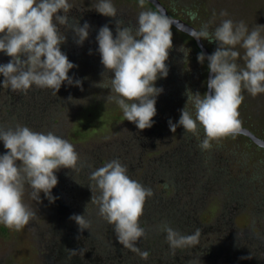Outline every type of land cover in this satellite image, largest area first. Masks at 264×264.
Listing matches in <instances>:
<instances>
[{
  "label": "rangeland",
  "instance_id": "obj_1",
  "mask_svg": "<svg viewBox=\"0 0 264 264\" xmlns=\"http://www.w3.org/2000/svg\"><path fill=\"white\" fill-rule=\"evenodd\" d=\"M158 1L167 8L169 16L185 21L197 32L205 24L212 32L224 19H231L234 23L243 21L249 31L256 25L264 26V0ZM97 2L69 0L72 7L68 15L78 20L81 26L85 22L90 25L89 37L82 46L75 43L73 33L67 36L66 28L61 26V31L66 35V42L60 46L61 51L77 66L68 75L81 80L83 90L65 83L54 96L51 90L35 86L26 94L13 93L8 88L0 87V126L19 123L36 132L51 131L74 146L81 165L78 172L61 168L54 173L58 178L57 186L52 189L54 202H50L43 193L40 194V202L32 200L31 189L25 186L24 202L35 211V217L21 231L10 230L0 224V264H94V261L96 264L100 262L103 251L110 249L116 252L115 246L121 244L112 231L114 226L104 219L102 222L96 212L94 216L99 218L97 221L91 215V208L96 209L97 206L90 203L92 193L88 186L91 181L83 175L89 173L83 163L89 164V168L93 163V171V168L102 167L114 159L130 169L127 175L132 180L147 184V188L153 191V197H156L154 205L142 215V219L146 216V220H140L142 228H146L145 224L149 227L155 225L152 234H160L156 227L162 223L161 218L169 214L172 205V209L182 212L184 218L194 220H190L194 227L190 222L189 228L201 229L198 244L204 250L209 247L212 254L220 250L222 257H226L232 253L235 245L244 243L247 248L261 247L263 257L264 148L238 133L234 137L212 141L209 150H202L199 147L205 138L202 127L199 128V135L184 133L183 127H177L175 133L170 130L169 120L178 123L181 110L187 103V96H183L189 90L193 94L199 92L203 95L207 80L205 63L198 62L199 53L189 40V35L173 26L168 75L155 83L159 87H166L165 81L170 82L169 88L180 90L179 99L172 101L171 98L167 100L168 103L166 99L162 103L158 100L163 108L162 112L156 111L151 128L139 130L134 123L125 120L119 106L114 101L106 100L109 94H115L110 92L107 77L102 76L105 70L96 41L99 31L96 26L101 21L94 8ZM112 3L117 12L124 11L134 21L141 11L151 10L146 0L143 8L139 7L138 0H112ZM221 11H226L228 15L221 16ZM113 26L108 24L115 36ZM261 35L264 36V29ZM202 41L210 55L218 46L216 42ZM236 50L240 53L237 63L243 67L244 50L239 45ZM3 56L7 63L11 60L7 59L5 53ZM113 75L109 73V77ZM3 79L0 75V81ZM161 80L163 84L159 83ZM169 88L162 89L172 91ZM241 94L244 96L238 109L241 127L264 141V93L252 97L242 89ZM187 108L194 117L192 104L188 103ZM14 112L18 113V117H13ZM181 144L182 153H187L189 148L196 163L190 169L185 185L179 186L175 192L168 180L162 178V173L157 174L155 170L158 169L156 164H165L171 151ZM1 147H4L2 141L0 155H3L7 150ZM83 214L92 223L89 230L81 232L70 217ZM147 238L152 242L151 237ZM69 250L77 253L72 255ZM123 251L128 253L127 250ZM129 256L133 259L132 264L136 260H143L134 252ZM260 262L264 264V257Z\"/></svg>",
  "mask_w": 264,
  "mask_h": 264
},
{
  "label": "clouds",
  "instance_id": "obj_2",
  "mask_svg": "<svg viewBox=\"0 0 264 264\" xmlns=\"http://www.w3.org/2000/svg\"><path fill=\"white\" fill-rule=\"evenodd\" d=\"M138 4L143 8L145 0H138ZM71 7L69 0H0V52L11 57L7 64H0V75L4 78L0 87L26 94L35 86L51 90L54 96L65 83L83 90L81 80L69 77V71L77 66L68 60L60 47L66 42L61 26L73 32L78 46L89 37L90 25L85 22L81 26L78 20L70 18ZM94 8L105 17L116 18L118 15L112 0H98ZM220 15L227 16L228 13L221 11ZM173 24L172 18L159 10H146L138 14L135 25L117 19L115 37L108 25L102 26L96 36L105 70L102 76L107 77L110 92L115 94H109L106 100L114 101L124 119L134 123L139 130L151 128L157 114L156 98L163 89L155 87V82L168 75L166 61L172 48ZM262 29L264 26L256 25L249 31L243 21L234 23L224 19L212 32L205 24L192 34L198 41L216 42L218 46L211 55L198 54V62H208V91L203 95L193 94L190 90L186 92L187 103L178 123L168 122L173 133L177 127H183L184 133L199 135L202 127L205 132V138L199 144L202 150H209L212 141L239 133L238 109L244 101L242 89L252 97L264 93ZM238 45L244 50L243 67L237 63L240 57L236 50ZM109 73L114 75L109 77ZM188 103L194 108V117L187 108ZM0 141L7 150L0 155V224L21 231L35 217V211L24 202L25 186L31 189L32 200L40 202L43 193L54 202L52 189L58 184L54 173L61 168L78 172L80 158L74 146L64 138L51 131L36 132L19 123L0 126ZM127 172V167L115 159L92 171L88 186L92 193L90 203L97 206L101 218L114 225L119 244L147 260L149 252L141 251L136 245L145 236L140 218L146 199L153 196V191L132 180ZM70 219L81 232L91 228L92 222L85 214L73 215ZM159 231L166 234L173 255L177 249L196 246L201 236L200 228L185 235L167 222L159 226Z\"/></svg>",
  "mask_w": 264,
  "mask_h": 264
},
{
  "label": "trees",
  "instance_id": "obj_3",
  "mask_svg": "<svg viewBox=\"0 0 264 264\" xmlns=\"http://www.w3.org/2000/svg\"><path fill=\"white\" fill-rule=\"evenodd\" d=\"M147 4L149 5V7L152 11H156L154 6H152L148 2H147ZM166 10H167V8H166ZM189 40L193 44L194 49L198 53H201L200 50L198 49L197 45L195 44L194 40L191 37ZM201 42L206 47V49L208 50V47L203 43L202 40H201ZM169 57H170V53L168 55V58ZM204 63H205V70H208L207 60L204 61ZM167 64H168V60L166 61V65ZM159 83L163 84V80L159 81ZM165 83L167 84L166 87H161V86L159 87V85H157L156 83H155V87L165 88V89L169 88L168 85H170V82L168 83L167 81H165ZM165 89L156 98L155 107H156V111H158V112H160V111L162 112L161 109L163 108V104H159L158 100L160 102L161 101L163 102V99H166V102H167V100L170 101V99L173 98L172 101H175V100L179 99V97H177V96H180V94L178 93V91H180V90L174 91L172 89V87H170L169 89H172V91L167 92V90L165 91ZM186 96L187 95H185L183 97L185 98ZM14 111H17V110H14ZM16 116L18 117V113L14 112L13 117L16 118ZM5 125L6 124H3V126H5ZM14 125L15 124H13L11 126H14ZM5 127H7V126H5ZM3 148L4 147H1V149H3ZM182 149H183V145L182 144L180 146L178 145V147H176L175 150L171 151V153H170L171 155L169 156V160L167 158L166 163L161 164L160 166L156 164V168H158V169L155 170L157 174L162 173V175H161L162 178L165 181L168 180V184H171V186L175 192L179 189V186L185 185L184 181H185V179H188L189 171L193 166H195V163H196V159L194 157L193 152L188 148L187 153L184 154V153H182V152H184ZM0 153H2V152H0ZM83 165H84V169L89 172L88 174L83 173V175L85 178L86 177L89 178V176L92 172V167H94V165L92 163L90 165L92 167H90V168L87 167V165H89V164L83 163ZM129 170L130 169H128V171ZM93 171H94V168H93ZM190 177H192V176H190ZM81 178H83V176H81ZM76 182H77V180H76ZM144 186L149 187V186H147V184H145ZM71 199H73V198H71ZM155 200H156V197H153V196L146 199L143 214H146L147 211H149V208L154 205ZM172 207H173L172 205L169 207L170 208V210L168 212L169 214L166 213V216L161 218V220H162L161 222L162 223L167 222L173 229L178 230L182 234H185V235L192 234L195 231V229L189 228L188 223H190L191 221L194 222V220L184 218L182 216V212L174 211L175 209L173 210ZM90 211H92L91 215H93V216H94V212H96V214H98V208L94 209V207H92ZM170 212H172V213H170ZM94 218H95V220L99 219V218H96L95 216H94ZM144 219L146 220V216L145 217L143 216V219H142V217L140 218L141 221H144ZM96 221H94V223ZM101 221L103 222V218H101ZM99 222H100V220H99ZM192 222L190 224H192ZM162 223H160V225ZM193 224H192V227H194ZM160 225L158 224L156 229H158ZM145 227H146L145 228L146 229L145 230V236L142 237L141 240L137 242L136 246L139 247L142 251L149 252V256H148L147 260H145V259H143L141 261L136 260L133 262V264H179L180 261H182V264H255V263L261 264L262 262H260V260L262 261L263 257H264V256L261 257V254H260V248L261 247L256 248V246H253V247L249 246L247 248L244 246V243L243 244L240 243V245H237V246L233 243V246L235 245L234 250L232 251L231 254L227 255L226 257H222V255H221L222 251H220V250H217V252L212 254L209 247L205 248V250H204L201 247V245H199V244H197L194 247H190V248H186V249H177L175 252V255H173L169 249L168 243L166 242V239H165L166 234L163 232H160V234H157L155 236V234H152L153 233V227L155 228V225L151 226L152 227L151 228V227H149V225L145 224ZM148 228L150 229L149 231L147 230ZM113 229H114V227H112V231H113ZM147 237H151L152 242H149ZM153 238H154V241H153ZM115 247H116L115 248L116 252H115V250H110V249L107 252L103 251V256L100 259V262L98 261L96 264H132V262H131L132 258H131V256H129V254L133 253V252L126 249V248H123V250L128 251V253L124 252L122 250V245L115 246ZM201 251H202V253H201ZM87 264H93V262L87 263ZM94 264H95V261H94Z\"/></svg>",
  "mask_w": 264,
  "mask_h": 264
},
{
  "label": "water",
  "instance_id": "obj_4",
  "mask_svg": "<svg viewBox=\"0 0 264 264\" xmlns=\"http://www.w3.org/2000/svg\"><path fill=\"white\" fill-rule=\"evenodd\" d=\"M149 4H151L152 6H154V8L156 10H159V12L161 14H164L170 18H172V20L175 22V24H173L172 26H174L176 29H178L179 31H182L184 33H186L187 35H189L195 42V44L197 45L198 49L200 50V52H203L206 56L207 55H210V53L208 52V50L206 49V47L202 44L201 40H196L195 38H193V33L194 32H197L196 29L187 24L186 22L178 19V18H173L171 16H169L166 12V9L164 8V6H162L158 0H146ZM210 76V73L209 71L207 70V80ZM206 80V81H207ZM208 89H207V86H205V92H207ZM240 134L246 136L247 138H249L254 144H256L257 146L259 147H262L264 148V141L256 136H254V134H252L249 130H247L246 128L244 127H241L240 131H239Z\"/></svg>",
  "mask_w": 264,
  "mask_h": 264
},
{
  "label": "flooded vegetation",
  "instance_id": "obj_5",
  "mask_svg": "<svg viewBox=\"0 0 264 264\" xmlns=\"http://www.w3.org/2000/svg\"><path fill=\"white\" fill-rule=\"evenodd\" d=\"M166 9V8H165ZM118 15L116 18H111V17H105L102 16L101 14H97L99 16V18L101 19V21L99 20L100 24L99 26H96L97 30H99L102 26L104 25H108V24H112V26L114 27V29L116 30V20L117 19H123L126 23H130L132 25H135L134 23H136V21H134L132 19V17L127 16L126 13L124 11L122 12H117ZM70 16V15H69ZM97 16V17H98ZM70 18H73L70 16ZM83 20V19H82ZM174 27V26H173ZM73 33L71 30H67L66 29V35L68 36L69 34ZM184 33V32H183ZM114 35V34H113ZM115 37V36H114ZM0 64H7V61L5 59V57L3 56L4 53L0 52ZM7 59H11V57L7 56ZM10 90V89H9ZM11 91V90H10ZM30 91V90H29ZM12 92V91H11ZM14 93V92H13Z\"/></svg>",
  "mask_w": 264,
  "mask_h": 264
}]
</instances>
